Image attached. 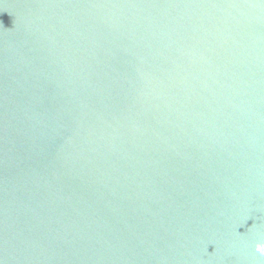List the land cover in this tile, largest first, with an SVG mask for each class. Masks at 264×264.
Masks as SVG:
<instances>
[{
  "label": "water",
  "instance_id": "obj_1",
  "mask_svg": "<svg viewBox=\"0 0 264 264\" xmlns=\"http://www.w3.org/2000/svg\"><path fill=\"white\" fill-rule=\"evenodd\" d=\"M264 0H0V264H264Z\"/></svg>",
  "mask_w": 264,
  "mask_h": 264
},
{
  "label": "clouds",
  "instance_id": "obj_2",
  "mask_svg": "<svg viewBox=\"0 0 264 264\" xmlns=\"http://www.w3.org/2000/svg\"><path fill=\"white\" fill-rule=\"evenodd\" d=\"M255 252L260 256H264V240L255 243Z\"/></svg>",
  "mask_w": 264,
  "mask_h": 264
}]
</instances>
